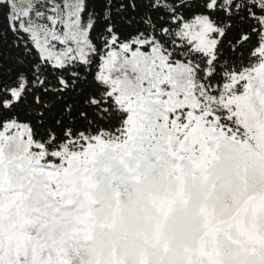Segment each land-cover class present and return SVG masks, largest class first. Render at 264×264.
<instances>
[{
	"label": "snow or ice",
	"instance_id": "snow-or-ice-1",
	"mask_svg": "<svg viewBox=\"0 0 264 264\" xmlns=\"http://www.w3.org/2000/svg\"><path fill=\"white\" fill-rule=\"evenodd\" d=\"M0 264H264V0H0Z\"/></svg>",
	"mask_w": 264,
	"mask_h": 264
}]
</instances>
